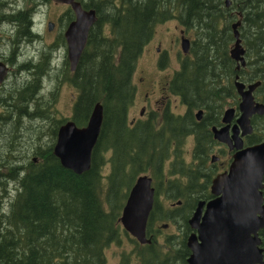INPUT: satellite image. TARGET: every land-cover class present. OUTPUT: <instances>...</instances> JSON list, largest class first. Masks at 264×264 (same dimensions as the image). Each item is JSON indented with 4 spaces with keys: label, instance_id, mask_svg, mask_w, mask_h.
I'll use <instances>...</instances> for the list:
<instances>
[{
    "label": "trees",
    "instance_id": "trees-1",
    "mask_svg": "<svg viewBox=\"0 0 264 264\" xmlns=\"http://www.w3.org/2000/svg\"><path fill=\"white\" fill-rule=\"evenodd\" d=\"M28 1L30 6L20 14L30 25L38 2H55ZM80 2L87 9L93 8L97 19L87 34L76 69L71 71L66 60L52 68L47 52L33 53L22 61L21 69L27 72L23 84L9 87L4 96L0 91V103L10 102L6 106L15 107L12 117H7V109H0L1 117L6 113L0 118V264H107L108 247L122 244L128 237L132 249L118 256V264H187V219L199 199L209 198V189L202 181L214 172L206 164L212 144L208 126L219 121V108L224 107L221 98L232 99L234 1L230 0L229 6L225 0ZM254 4L255 26L264 37V0ZM63 16L65 28L73 19L70 7ZM169 19L194 31L190 43L193 58L185 60L171 80V93L179 95L187 110L182 116L166 111L158 131L149 126V121L129 125L125 119L136 91L131 82L137 57L156 25ZM62 35L60 30L53 36V46H65ZM34 36L32 32L30 38ZM248 49L256 52L258 46ZM65 75L78 91L70 116L76 125L86 124L95 103L103 107L91 166L81 174L63 167L52 148L58 126L66 120L57 117L56 108ZM45 82L52 84L50 89ZM232 103L230 100L226 104ZM197 108L204 110L199 122L193 114ZM181 134H194L192 155L199 169L176 167L181 160ZM253 135L247 139L250 144L258 139ZM172 147L174 157L170 163ZM204 164L206 168L200 169ZM143 173L153 178L155 202L147 228L151 242L141 245L124 232L117 219L126 186L131 188ZM160 190L170 202L181 200L169 214H157L162 208ZM159 218L180 225L179 233L167 236L165 243L157 242L151 228L153 220ZM259 235L264 247V229Z\"/></svg>",
    "mask_w": 264,
    "mask_h": 264
},
{
    "label": "water",
    "instance_id": "water-1",
    "mask_svg": "<svg viewBox=\"0 0 264 264\" xmlns=\"http://www.w3.org/2000/svg\"><path fill=\"white\" fill-rule=\"evenodd\" d=\"M55 2L68 5L73 12V19L65 26L62 37L66 42L69 68L74 71L86 46L87 34L97 19L96 11L85 8L80 0ZM229 3L230 0H225V5ZM52 24H47L49 29ZM236 26L234 23L231 28L235 40L232 41L230 57L239 62L236 65L239 67L244 64V48L239 42ZM179 44L181 51L187 53L191 45L189 38L182 36ZM7 68L0 62V83L7 75ZM236 78L234 88L239 95L236 123L230 126L235 110L228 107L221 115L224 125L210 128L214 139L226 143L234 154L228 169L212 177L209 190L212 197L207 201L198 200L188 216L190 232L185 243L190 253L187 264H264V247L259 235L264 229V140L246 146L242 140V136L253 133L252 114H263L264 106L253 96V90L260 82L246 86ZM102 108L100 102L95 103L83 126L76 125L71 118L58 126L53 153L63 167L76 174L88 171L91 166L93 146L103 120ZM202 114L203 111L199 110L196 118L201 119ZM151 180L144 174L135 178L117 219L124 232L141 245L151 242L147 231L155 202Z\"/></svg>",
    "mask_w": 264,
    "mask_h": 264
},
{
    "label": "flooded vegetation",
    "instance_id": "flooded-vegetation-1",
    "mask_svg": "<svg viewBox=\"0 0 264 264\" xmlns=\"http://www.w3.org/2000/svg\"><path fill=\"white\" fill-rule=\"evenodd\" d=\"M233 1H234L235 9H233L234 20L232 24L237 23L235 30L238 31V37L240 38L239 42H241V45L244 48V52L242 53L244 58V64L240 65L239 67H236V65H238L239 62L232 59V67L234 70L232 71V78H231L233 105L224 106L222 109H220L221 108L220 106L219 108L220 115L218 116L219 121L217 123L208 126V129L212 137V144L210 145L209 153H207L208 154L207 163L209 164L210 168L212 167L214 169V172L210 177L205 176V179H203L202 183L205 184L209 190H210L212 177L216 176L219 173L222 172L224 173V171L228 169V164H230L232 160V154H234L232 153L234 152V150H231L226 143H223V141L219 142L216 139H214L212 130L210 128H212L213 126L219 128L224 125V122H222L221 115H223L224 113L223 111L228 107H233L235 110L233 118L230 122V126L236 123V119L238 118L239 115V109L237 104L239 102V95L234 88V81L236 76H238V78L236 79L243 82L246 86L248 84H253L256 81L260 82L259 85L253 90V96L254 99L257 101V103H261L264 106V37L261 36V31L259 27L255 26V18L257 16L256 13L254 12V6H255L254 3H256L257 0H233ZM24 10H26V7L13 8L12 3L9 2L8 0L7 1L0 0V62H2L8 67L7 75H5L4 80L0 83V88H1L0 91L3 96L4 94L7 93V90L10 89L9 87L11 86L18 87L21 84H23L25 79V74H27V72L21 69V66L23 65L22 61L32 56L33 53L35 54L39 52H47L53 62V64L51 65L52 68H57L62 64V62L61 63L56 62L57 52L61 47V45L53 46L55 44L56 37L54 39V37L51 36L52 37L51 41L53 43L46 42L45 44L43 42L44 36L42 32H40L37 28L35 29L36 26L34 25L35 23L33 22V20L31 19L32 23L30 25L29 22H25V18L23 14H20V12H23ZM15 14H17L18 16L13 19L11 16ZM30 15L31 13L29 14V16ZM232 24H231V28H232ZM29 25L31 26V29ZM261 27H264V23ZM46 28L47 30H51L49 29L48 25ZM182 30L183 29L179 28L178 31L179 40H181L182 36L186 37V33L183 32ZM233 31L234 30H232V32ZM32 32L35 33L33 40L30 38ZM160 44L161 43L158 42L157 45L161 46ZM249 46H255V47L258 46V49L256 50V52L253 50L251 53L250 49H248ZM190 47L187 53H182L180 58L176 59L177 65H179L180 67L182 60L189 55L188 53L190 52ZM157 51L158 53L157 56L155 57L153 75L147 77L146 79L145 78L140 79L141 81L140 83H142L143 90H139V92L141 93V95H143V97L141 99L140 106L137 107L138 114L137 116L129 119L130 121L127 120L128 112L131 109L130 107H132V105L135 106L136 104L135 99L136 96L138 95V90L135 84L136 91L134 94V99L127 109L126 112L127 116L125 119V121H127L129 125H134L138 122L145 123L149 121V126L154 128L155 131H158V129L161 127L164 121L163 119L164 113L166 111L172 115L182 116L185 114L187 110V106L184 105L185 103H183L182 100L179 101L180 108L182 109L183 107L182 112L181 111L175 112L171 108V106L173 105L172 102L176 100L175 96H177L180 99L179 95H175L171 93L172 92L171 80L173 78L174 73L177 70L174 69V67L169 62V58L167 57L168 50L166 48L162 50L160 47H157ZM27 53H29V55ZM64 56H66V54ZM6 105H11V103L10 102H7L6 104L0 103V108L7 109L6 112L7 117H12L13 113L11 111H13L15 107L12 108ZM199 110L203 111V114L201 116L202 119L204 116V110L202 108H197L194 109L193 111L194 118L198 122L201 120L196 118V115L198 114ZM250 119L253 128V133L251 135L256 134L255 129L257 125L263 124V126H261L262 127L261 129L263 130L262 133L260 135H257L258 139L255 140V142L251 143L254 144L264 140V113L263 114L254 113L252 114ZM239 132L241 133V130ZM230 134H231V130H230ZM0 136H2V134H0ZM249 136H250L249 134L242 136V140L245 146L250 145V143H248L247 140ZM179 139L182 145L183 142H186L188 141V139H191L193 146H192V152L190 154L191 158L189 161L186 162L183 160L181 155L182 148L180 149L181 160L177 162L181 163L182 166L178 164L179 165L178 168L187 167L191 169H199L197 167L199 165L198 160L194 155H192L195 144L194 134H187V135L181 134ZM214 144L217 145L216 148H214ZM173 149L174 148L172 147V150L169 151V155H168L170 159V163L173 162V157H174ZM212 157L215 158L214 161H212ZM168 164H169V160L165 162L164 166H167ZM205 166L206 164H204L200 169L203 168L205 169L206 168ZM143 174L149 176V178L153 180L152 176L149 173H143ZM211 197L212 195L210 193L208 199H199V200L207 201ZM180 203L181 200H177L176 205H179Z\"/></svg>",
    "mask_w": 264,
    "mask_h": 264
},
{
    "label": "rangeland",
    "instance_id": "rangeland-1",
    "mask_svg": "<svg viewBox=\"0 0 264 264\" xmlns=\"http://www.w3.org/2000/svg\"><path fill=\"white\" fill-rule=\"evenodd\" d=\"M8 1L12 3L13 8H17V7L25 8V7L30 6V1H28V0H8ZM36 7L38 9L36 12H33L32 19H33V22L35 23L34 25L36 26L35 29L37 28L40 32H42V34L44 36L43 42L46 44V42L51 40V38L53 36H56L58 31L64 30V27L62 24L64 22V19H62V18H64L63 13H64V11L67 10V8H69V6L66 4H63V3H55L53 1H51V2H48L46 4L38 2ZM212 14L215 15V12H212ZM50 22H52L54 26L51 30H47V28H46L47 24ZM220 23L223 24V21H221ZM179 28L183 29L182 31L186 33V37H188L190 39V41H192V39L194 40V31L193 30H187L177 20L169 19V20H166L164 22L158 23L156 25L154 32H152L153 33L152 37L150 38L148 43L144 45V48H143L140 56L137 57L138 59L136 62L135 69H133L134 72L132 74V82L131 83H133L134 86L136 84V87L138 90V95L136 94L137 96L135 99V102H136L135 106L132 105V107H130L131 108L130 111L128 112V116H127L128 121H130L129 119L137 116V114H138L137 107L140 106L141 99L143 97V95H141V93L139 92V90H143L142 83H140L141 82L140 79L141 78L146 79L147 77H150L153 75L155 57L157 56V53H158L157 47H160L162 50L164 48H166L168 50V56L167 57L169 58V62L174 67V69H176L177 71L179 70L178 68H180V66L177 65L176 59L180 58V56L183 53L181 51V46L179 44L180 40L178 39ZM64 42H65V40H64ZM158 42L161 43L160 44L161 46L157 45ZM65 45H66V42H65ZM64 48H65V46L61 45V47L59 48V50L57 52V61L56 62H58V63H61V62L63 63V62H65V60L67 61V59H65L66 56H64L66 54ZM188 54L189 55L187 57H185V59L182 60L181 64L185 60L193 58L191 52H189ZM226 74H228V72L225 73V75ZM46 78L48 81H50V79L48 77H46ZM67 78H68V76L65 75L63 80H62V85H61V87H59L58 97L56 98L57 99L56 100V108H57V111L59 114V116H57V117H59V119H62V118L69 119L70 118L72 110H73V106H72L73 100H75V97H77V94H78L77 89L74 88L73 86H71V83H69ZM222 79H223V81H227L226 77H223ZM51 85L52 84L50 82H45V87H47L48 89L51 88L50 87ZM221 86H225V84L221 83ZM53 91L54 90H52V92ZM137 97H138V100H137ZM175 97H176L175 98L176 100L174 102H172V104L176 105V106L172 105L171 108L175 112H177V111L182 112L183 107L181 109L179 106L180 99L177 96H175ZM230 100L232 101V99H230L229 96H224L221 98L220 105H224V106L233 105V104H231V105L226 104V103L230 102ZM0 109H2V108H0ZM3 111H5V110H3ZM2 117L0 115V118H2ZM261 126H263V124H259L256 126L255 132L257 135H260L263 131L261 129L262 128ZM257 135H253V136H257ZM191 141H192L191 139H188V141L183 142V145L181 147L182 148V154L181 155H182V158L185 162L189 161L191 158L190 154L192 152V146H193V143ZM43 146H45V145H43ZM216 147H217V145L214 144V148H216ZM178 164L180 166H182L181 163H178ZM178 164L176 165V167L179 166ZM206 164L209 166L208 163H206ZM211 169L214 170L212 167H211ZM122 186L124 187L123 184H122ZM129 189L130 188H128L126 186V188H125V190L127 191L126 193H128ZM162 192H163L162 190H160L158 192L159 203L162 205V208H159L158 212H157V214H159V215L164 214V213L169 214V211L174 210L175 208L180 206V205L179 206L176 205L177 201H173V202L168 201ZM197 192L195 191L194 193H197ZM124 202H125V200H124ZM164 225H166V227H164ZM151 228H152L153 232L155 233V237L157 239V242L158 241L159 242L164 241V243H165L167 236H169L171 234H177L180 231V229H179L180 225L169 221L167 218L154 219L153 223L151 225ZM189 232H190V230H189ZM124 238H127V236H124ZM127 240L124 241V243H122V244H120V243L115 244L114 243L108 247V249L106 250L107 264H118V259H119L118 256L122 252H129L132 249L133 244H131V240L129 239V237L127 238ZM162 248L164 249V246H162Z\"/></svg>",
    "mask_w": 264,
    "mask_h": 264
},
{
    "label": "bare ground",
    "instance_id": "bare-ground-1",
    "mask_svg": "<svg viewBox=\"0 0 264 264\" xmlns=\"http://www.w3.org/2000/svg\"><path fill=\"white\" fill-rule=\"evenodd\" d=\"M30 18V17H29ZM47 59V58H46ZM194 162V161H193Z\"/></svg>",
    "mask_w": 264,
    "mask_h": 264
}]
</instances>
